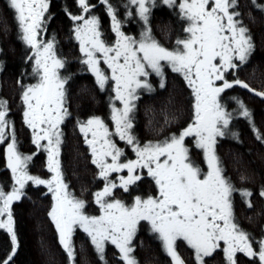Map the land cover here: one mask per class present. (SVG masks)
<instances>
[{
	"label": "snow or ice",
	"instance_id": "6c2138e0",
	"mask_svg": "<svg viewBox=\"0 0 264 264\" xmlns=\"http://www.w3.org/2000/svg\"><path fill=\"white\" fill-rule=\"evenodd\" d=\"M74 2L78 12L66 10V14L74 23L81 63L94 76L100 90H105L112 81L115 100L122 104V107H116L115 103L112 106L115 133L109 131L100 117L77 122L90 148L91 162L104 181L102 190L94 193L100 215H87L85 201L73 197L64 181L61 125L71 115L66 86L72 77L61 75L67 61L57 55L55 39L43 38L51 17L50 0H8L19 38L32 50L26 59L34 61L32 74L37 79L29 85L17 81L23 88L21 99L26 106L23 120L32 131V143L47 153V168L52 176L43 179L30 174L29 162L33 156L20 152L15 124L9 119L10 108L6 100L0 99V144L7 141L6 166L13 180L10 191L0 186V230L9 234L11 242L10 250L0 257V264H15L20 241L13 204L27 196L29 184L44 186L51 193L53 205L49 217L69 264H77L73 243L77 228L90 237L104 264H107L105 249L109 243L118 250L123 264H139L133 241L142 221L150 225L151 233L161 241L172 264H185L177 251L179 242L194 251L196 264H206L205 258L213 257L217 250L223 252L226 264H238V253L249 258L250 264H264V237L255 240L239 227L234 202L239 196L247 208H253L254 198L264 199V184L255 190L237 187L225 175L216 149L218 140L225 137L243 144L240 133L232 127L238 117L246 120L255 139L264 145V131L257 127L252 110L237 97L230 98L236 106L229 110L225 99L226 93L236 87L264 99V90L253 88L239 78V72L250 62L255 50L240 0H159L161 5L176 10L185 21L186 37L177 39L173 49L164 47L153 35L151 20L157 0H126L122 5L127 17H138L142 22L139 38L121 30L122 21L111 0H99L111 18L116 35L111 45L102 39L100 18L94 11L97 4L92 0ZM249 3L255 11L264 14V0H249ZM248 15L254 22L255 17ZM0 30H6V26ZM102 62L110 74L101 67ZM3 70L4 62L0 61V72ZM166 70L180 74L192 89L194 121L179 135L141 145L134 134L136 101L141 98L138 90L155 91L153 76L160 78L159 88H165ZM113 135L131 148L136 159L122 160L125 150L117 146ZM187 137H194L196 147L203 151L207 171L192 161L185 145ZM124 172L126 175H118L117 180L110 179L113 173ZM145 176L154 181L156 196L137 195L130 205L115 197L116 189L127 193ZM240 180L246 182L249 177L241 175Z\"/></svg>",
	"mask_w": 264,
	"mask_h": 264
},
{
	"label": "trees",
	"instance_id": "16d2710c",
	"mask_svg": "<svg viewBox=\"0 0 264 264\" xmlns=\"http://www.w3.org/2000/svg\"><path fill=\"white\" fill-rule=\"evenodd\" d=\"M111 2L117 7V15L122 23L127 25V33L139 38L143 30L142 22L138 17L129 18L125 11H121L116 0ZM122 2L126 3V0ZM123 3V4H124ZM97 4V3H96ZM241 10L245 13L243 20L250 29L255 50L250 62L243 66L239 78L258 90H264V14L255 11L249 0H240ZM95 11L100 14V30L102 39L112 44L113 33L109 29V18L102 15L105 10L101 5ZM66 10L77 13L78 8L74 0H52L50 7V21L47 24V40L56 41L57 55L67 61L61 75H71L68 87L67 107L71 115L65 120L64 144L62 146L61 165L64 181L68 185L69 193L76 199L85 201L86 214L99 215V206L95 203L94 193L100 191L103 180L99 178V170L92 164L85 141L80 137L78 121H87L92 117L110 118L113 105L111 85L100 90L94 82V76L81 63L82 53L74 41V23L66 14ZM119 11V13H118ZM249 13L255 21L249 19ZM104 14V13H103ZM123 14V15H122ZM102 15V16H101ZM152 29L155 38L169 49L175 48L177 39L185 38L183 21L176 10L163 6L157 0V7L153 10ZM0 61L4 62V70L0 72V99H4L10 108L9 119L14 121L19 150L24 155H32L29 162V172L43 179H49L47 171L46 152L32 143V131L25 125L23 112L25 105L21 96L23 88L17 83L22 80L24 85L34 84L37 79L32 74L34 61H28L32 55L24 42L19 38L20 32L14 12L8 5V0H0ZM106 69L104 65H101ZM167 72L166 87L158 86L159 77L153 76L151 82L155 91L140 92V100L136 101L135 134L144 144L153 139V143L164 141L173 134L179 135L194 121V95L187 82L178 73ZM34 82V83H33ZM231 97L242 100L253 112L254 121L261 131H264V99L249 93L247 90L236 87L229 90L225 99L229 110L234 108L235 102ZM233 130L240 133L243 144H238L231 137L218 140V150L223 164L225 175L237 187H249L255 190L264 184V145H261L243 118L233 121ZM5 144H0V186L10 191L13 184L11 171L6 166ZM185 144L189 148L192 161L200 168L204 167L202 150L196 147L195 138H186ZM249 177L241 182L240 176ZM27 196L13 204V215L16 221V231L20 241V248L15 258V264H69L66 252L59 243L58 233L49 217L53 205L51 193L44 186L36 187L29 184L26 188ZM136 192L123 194L115 193V197L122 201L133 199ZM235 214L239 227L250 234L255 240L264 237V199L254 198V207L249 209L241 202L239 196L234 198ZM131 204V203H130ZM147 222L138 228L134 255L139 264H172L166 254L161 241L155 235L146 231ZM73 243L77 252V264H104L99 259L94 246L82 229L77 228L73 234ZM11 247L10 236L0 230V257L4 256ZM256 247V245H254ZM178 253L185 264H196L194 251L184 242L178 243ZM238 264H250V259L242 253L237 254ZM105 260L107 264H123L119 252L110 243L106 245ZM206 264H226L222 251L213 257L206 258ZM258 264V262H257Z\"/></svg>",
	"mask_w": 264,
	"mask_h": 264
},
{
	"label": "flooded vegetation",
	"instance_id": "af4514ba",
	"mask_svg": "<svg viewBox=\"0 0 264 264\" xmlns=\"http://www.w3.org/2000/svg\"><path fill=\"white\" fill-rule=\"evenodd\" d=\"M117 1V3H118V6L119 7H121L122 5H123V3L124 2H122L123 0H116ZM92 2L93 3H97V7L96 8H99L98 6H102V7H104V9H105V6L103 5V4H101V3H99V0H92ZM51 4H52V0H50V6H49V13H50V7H51ZM125 4V3H124ZM13 11V10H12ZM95 11V10H94ZM121 11L123 12V11H125V9H124V7L123 8H121ZM96 13H98V11H95V14ZM104 13V14H103ZM103 13H102V15L104 16V17H106V18H109V21H108V23H109V29H110V31L113 33V36H112V38L114 39L112 42V44H114L115 43V40H116V35H115V33H114V31L112 30V27H111V18L106 14V12H105V10L103 11ZM118 13H119V11H118ZM46 15H48V14H46ZM96 15H98V16H100V14H96ZM101 15V16H102ZM123 15V14H122ZM122 17V16H121ZM121 17H118V19H120L121 21L123 20V19H121ZM127 25L126 24H123L122 23V31H124L127 35H129L128 33H127ZM47 35H48V31L44 34V39L45 40H47ZM73 35H74V33H73ZM131 36V35H130ZM185 37H186V34H185ZM74 38H75V35H74ZM74 41H76L77 42V44H78V46H79V41L78 40H76V39H74ZM101 65H104L105 66V68L106 69H104L107 73H109L110 74V72H109V69L107 68V65H105V64H103V62H102V64ZM109 83H110V85H111V93H112V96H113V103H116V100H115V93H114V91L112 90L113 89V87H114V83L112 82V81H109ZM113 106V105H112ZM112 106H111V110H110V112H109V114H110V118H108V120H105L103 117H100L101 119H103L104 120V122H105V124L108 126V129H109V131L111 132V133H115V124H114V121L111 119V116H112ZM136 127H137V125H136V123H135V120H134V134H135V129H136ZM61 129H62V131H63V135H64V126L63 125H61ZM78 131H79V127H78ZM79 135H80V137L81 138H83V140L85 141V138H84V136H83V134L79 131ZM136 135V134H135ZM89 138H90V134H89ZM139 138V137H138ZM112 139L116 142V144H117V146L118 147H120V148H122V149H124L125 150V157H123L122 158V160L123 159H136V156H135V153L131 150V148L129 147V146H127L126 145V143L124 142V141H122V140H120L119 139V136H117V135H113L112 136ZM139 140H140V142H141V145H143L144 144V142H143V140H141L140 138H139ZM153 141V139L151 138V140L149 139V142H152ZM148 143V142H147ZM218 144V143H217ZM85 145H86V147H87V149H88V152H89V154H90V159L92 160V155H91V151H90V148H89V146L85 143ZM216 149L218 150V147H217V145H216ZM202 154H203V151H202ZM218 154V156H219V153H217ZM61 155H62V150H61ZM61 155H60V159H61ZM220 157V156H219ZM46 161H47V153H46ZM95 166V165H94ZM96 167V166H95ZM98 169V168H97ZM202 170H204V171H207V164H206V161H205V159H204V167H202L201 168ZM47 171H48V168H47ZM49 172V171H48ZM49 173H51V172H49ZM52 174H50V176H51ZM118 175H126V172H124V173H120V174H117V173H113L112 175H111V177H110V179H113V180H117V178H118ZM104 187V181L102 182V187H101V189L100 190H102V188ZM122 192L123 194H127V193H129L130 191H133V192H136L137 194H135L134 196H133V198L135 197V196H137V195H139V196H141V197H144V198H147L148 196H156L157 195V189H156V186H155V184H154V181L151 179V178H149V177H146L145 176V178L143 179V180H141L140 182H138L136 185H133L132 186V188L130 189V191L129 192H124V191H122L121 189H116L115 190V193H119V192ZM123 202H125V203H127V204H129L130 205V203H132L133 202V199H130V200H127V201H123ZM142 223H145V221H142L141 222V224H140V226L142 225ZM139 226V227H140ZM221 247H223V245L221 246ZM219 251H221V250H217V252L216 253H218ZM215 254V253H214ZM238 254H241V253H238ZM206 259V258H205Z\"/></svg>",
	"mask_w": 264,
	"mask_h": 264
},
{
	"label": "rangeland",
	"instance_id": "374dc122",
	"mask_svg": "<svg viewBox=\"0 0 264 264\" xmlns=\"http://www.w3.org/2000/svg\"><path fill=\"white\" fill-rule=\"evenodd\" d=\"M80 51V50H79ZM109 72H110V69H109ZM160 79V78H159ZM34 83V82H33ZM36 83V82H35ZM34 83V84H35ZM113 104V103H112ZM115 106L116 107H122V104L119 102V101H116V103H115ZM26 107V106H25ZM31 130V129H30ZM187 138H193V137H187ZM186 145V144H185ZM5 152H6V148H5ZM52 174V173H51ZM52 176V175H51ZM51 176H50V178H51ZM99 213H100V211H99ZM87 215H89V214H87ZM100 215V214H99ZM90 216H92V215H90ZM145 229H146V231H148V232H151L150 231V225L149 224H147V226H145ZM86 234V233H85ZM87 235V234H86Z\"/></svg>",
	"mask_w": 264,
	"mask_h": 264
}]
</instances>
